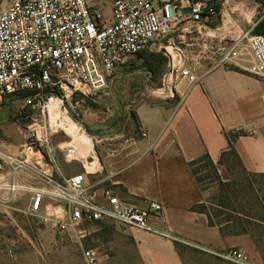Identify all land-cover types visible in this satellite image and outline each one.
<instances>
[{"label": "built area", "instance_id": "obj_1", "mask_svg": "<svg viewBox=\"0 0 264 264\" xmlns=\"http://www.w3.org/2000/svg\"><path fill=\"white\" fill-rule=\"evenodd\" d=\"M102 2L104 7L90 0H8L0 5V108L11 98H23L29 117L40 120L41 129H46L50 102L64 105L95 98L121 65L143 51L163 54L167 75L173 80L180 77L199 83L212 68L242 63L264 78V35L230 27V35L236 36L230 39L209 31L231 0ZM107 6L110 15L104 11ZM221 21L215 31L226 27ZM197 38L203 41L199 52L183 48L194 45L188 41ZM202 63H208L206 70ZM35 136L40 149L33 140L26 142L22 158L0 152L13 165L10 180L0 182L2 196L29 195V212L60 237L75 230L85 238L89 231L83 225L101 226L111 220L180 241L151 223L164 210L161 202L130 204L110 189H103L99 197L98 181L90 182L86 172L63 177L49 139L41 144ZM140 136L147 138L148 132L141 130ZM185 243L227 262L257 264L236 248L214 251ZM83 256L87 264H99L96 249H84Z\"/></svg>", "mask_w": 264, "mask_h": 264}, {"label": "crops", "instance_id": "obj_2", "mask_svg": "<svg viewBox=\"0 0 264 264\" xmlns=\"http://www.w3.org/2000/svg\"><path fill=\"white\" fill-rule=\"evenodd\" d=\"M207 67L203 63L202 69ZM164 82L167 88L158 89L167 93L164 103L151 98L120 111V119L130 121L125 128L138 130L135 135L104 136L99 126L85 125L97 138L94 146L101 149L94 180L100 183L98 196L110 189L130 204L161 202L164 210L151 223L180 241L111 220L101 226L83 225L89 236L80 244L97 250L99 264H185L177 249V243L193 247L185 242L214 251L236 248L252 254L255 249L249 234L223 236L219 227L209 226L205 214L192 210L201 200L199 195L196 198L190 163L208 154L219 165L222 155L231 149V137L241 168L264 174V78L242 63L212 68L199 83L180 77L173 80L167 74ZM116 91L108 87L96 99L104 101ZM141 130L148 132L147 138L140 136ZM113 143L114 149L109 147ZM61 166L63 177L77 174L68 175ZM91 231L98 233L97 239L91 237ZM77 234L70 230L59 238L77 240Z\"/></svg>", "mask_w": 264, "mask_h": 264}, {"label": "rangeland", "instance_id": "obj_3", "mask_svg": "<svg viewBox=\"0 0 264 264\" xmlns=\"http://www.w3.org/2000/svg\"><path fill=\"white\" fill-rule=\"evenodd\" d=\"M7 1L0 0V5ZM90 2L104 7L102 0H90ZM104 11L110 15L108 6ZM263 18L264 0H231L223 16H219L218 20L210 24L209 31L211 34L218 33L235 39L236 36L230 35V27L237 32L253 29L252 33L255 34L254 28ZM221 20L226 27L215 31V28L221 27ZM202 42L199 38L189 40L188 43L194 45L183 48L189 53H194L192 50L199 49L198 45ZM200 50L201 48L197 52ZM155 54L164 56L161 53ZM158 61L162 64L163 60L158 59ZM142 64V59L134 56L121 65L108 83V87L116 88L118 91L106 100L99 101L96 99L98 96L93 99H74L62 105L63 111L69 114L74 122L82 124L89 134L85 123L99 126L101 135L104 136L114 137L121 133L135 135L138 130L129 131L125 128L130 121L126 118L121 120L120 111L132 108L130 105L133 103L148 101L151 98H155L159 103L167 100V93L158 91L168 86L164 82L168 73L167 62L160 66L157 75H152ZM25 107L26 100L19 97L9 99L1 106L0 152L22 158V150L26 149V142L31 143L33 140L36 144L35 148L40 149V142L38 144L36 141L37 134L42 140L41 144H46L43 143L45 138L49 139L50 146L56 152L59 166L63 164L66 174L86 172L90 182L96 180L97 170L100 168L99 158H94L91 152L85 153L83 145L77 141L71 143L74 138L68 132L57 133L51 114L47 116L46 129H41V121L29 117L30 112ZM92 137L96 144L97 138ZM113 144L109 147L114 149L116 143ZM94 147L96 153L100 155L101 149L96 145ZM29 152L30 155L33 154L32 151ZM226 161L228 165L217 164L216 170H213L206 160L200 161L191 169V171L196 170V175L193 174L197 184L196 198L199 195L201 200V203L196 205L204 204L207 210L214 214L215 210L220 209L216 205L219 204L222 196L221 184L230 182L237 196L230 202L232 208H236V212L228 211L225 217H234L233 222H237L238 219L251 222L246 227L253 236L255 249L252 254L247 253V255L253 262L264 264V176L246 173L233 157L228 156ZM12 166L9 160L0 156V182L10 180ZM29 200V195L10 199L0 194V264H87L83 250L88 248L85 244L82 246L80 244L84 239L77 234V240L62 241L39 216L29 212ZM249 216L255 220L251 221ZM97 234L91 231V237L95 236V239ZM179 250L185 264H235L215 259L193 247L180 245Z\"/></svg>", "mask_w": 264, "mask_h": 264}, {"label": "trees", "instance_id": "obj_4", "mask_svg": "<svg viewBox=\"0 0 264 264\" xmlns=\"http://www.w3.org/2000/svg\"><path fill=\"white\" fill-rule=\"evenodd\" d=\"M254 32L256 35H264V18L260 22H258V24L255 26ZM137 56H139V59H142V61H143L142 66L145 67L152 75L159 74L158 71H159L160 66L167 62V59L165 56L155 54V53H151L148 51L140 52ZM158 59L163 60L162 64H161V62L158 61ZM26 95H28V94H25L22 97H25ZM26 110L29 111L30 109L26 108ZM230 142H231L230 143L231 149L222 155V158L219 161V165H225V164L228 165L226 158L228 156H230V157H233L235 159V161H237L241 167V162L239 160V157H238L236 151L234 150V148L232 147V138L231 137H230ZM202 160L208 161L210 166L213 168V170H216L217 164L213 161V159L208 154H206V155L194 160L193 162H191L190 163L191 169L197 163H199ZM192 172L194 175H196V170L193 169ZM248 174H252V173H248ZM253 175L264 176V174H253ZM231 186H232V184L230 182H228L226 184H221L222 196H221V200L219 201V204L216 205L220 209L215 210L214 214H211L207 210V207L204 204L195 205L192 207V210L195 212H198V213L205 214L207 216L209 226L219 227L223 236L249 234L253 238V236L250 234L249 230L246 227L247 224L248 225L251 224V222L249 220L247 222V221L238 219L237 222H233L234 217H225V216H227L228 211L236 212V208L233 209L232 205L230 203L233 200V198L234 199L237 198L236 192L233 191ZM251 190H252V188H251ZM229 207H231V208H229ZM248 218L251 221L255 220V218L250 217V216ZM242 221L245 222L246 224H244ZM179 246H180V244L177 243V249L178 250H179ZM179 252H180V250H179Z\"/></svg>", "mask_w": 264, "mask_h": 264}, {"label": "bare ground", "instance_id": "obj_5", "mask_svg": "<svg viewBox=\"0 0 264 264\" xmlns=\"http://www.w3.org/2000/svg\"><path fill=\"white\" fill-rule=\"evenodd\" d=\"M49 110L52 115L53 126L57 130L56 132L64 134L68 132L74 138L71 143L77 141V143L83 145L85 153L91 152L94 158H97L93 137L85 130L82 124L77 121L74 122V119H71L69 114L67 115L63 111L61 102L58 100L50 102Z\"/></svg>", "mask_w": 264, "mask_h": 264}]
</instances>
